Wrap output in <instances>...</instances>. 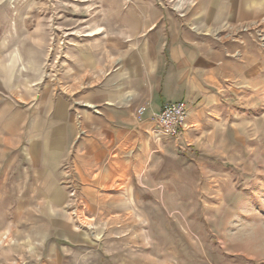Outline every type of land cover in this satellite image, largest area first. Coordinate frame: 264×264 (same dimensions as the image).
<instances>
[{
    "label": "rangeland",
    "instance_id": "374dc122",
    "mask_svg": "<svg viewBox=\"0 0 264 264\" xmlns=\"http://www.w3.org/2000/svg\"><path fill=\"white\" fill-rule=\"evenodd\" d=\"M0 264H264V0H0Z\"/></svg>",
    "mask_w": 264,
    "mask_h": 264
},
{
    "label": "built area",
    "instance_id": "2783aa9c",
    "mask_svg": "<svg viewBox=\"0 0 264 264\" xmlns=\"http://www.w3.org/2000/svg\"><path fill=\"white\" fill-rule=\"evenodd\" d=\"M144 108L139 109L142 114ZM159 130L166 134H175L177 130L186 129L189 118V106L185 100L163 104L160 112L154 114Z\"/></svg>",
    "mask_w": 264,
    "mask_h": 264
},
{
    "label": "crops",
    "instance_id": "0c3cea01",
    "mask_svg": "<svg viewBox=\"0 0 264 264\" xmlns=\"http://www.w3.org/2000/svg\"><path fill=\"white\" fill-rule=\"evenodd\" d=\"M198 44H197V47H195V48H193V46L191 47V46H188L187 47V50H185V54L186 55H191L192 56V54H195L196 55V57L199 59V60H201V62H202V64H205L206 62H207V60H212L213 62H217L218 61V58H221L222 56L220 55L221 54V50L215 45V44H213V43H209V42H197ZM175 51H177V50H175ZM175 51H173V56H175L174 54H175ZM185 59V58H184ZM225 61H227V60H225ZM228 62H229V60H228ZM186 63H190V62H188V61H186ZM202 66H205V65H202ZM222 68V67H221ZM170 86V84H168V87ZM185 86H186V84L185 83H183V89H185ZM161 89V88H160ZM188 89V88H187ZM189 90V89H188ZM159 92H160V90H159ZM183 93H184V91H182ZM190 93H188V95H189ZM181 96H183V95H181ZM180 94H179V92H178V95L175 97V98H163L165 101L166 100H173L174 99V101H176L177 99L179 100V99H181L180 97ZM161 99H162V97H160L159 96V94H157V96H156V99H155V102H158L159 104H161L162 102H160L161 101ZM92 105V104H91ZM95 106V105H94ZM163 106V105H162ZM107 111V110H106ZM108 113V112H107ZM115 113V112H114ZM191 117V116H190ZM190 117H189V119H190ZM96 118V120L97 121H100V122H102V123H106V125L107 126H111V127H113L114 129L116 128V127H118V131H119V133H121V132H124V128L122 127V126H120V125H118V123H120L121 122V118L120 119H114V120H117V122L115 123V122H112V124H111V122H109L108 120H107V118H108V116H107V114H105L104 115V117L103 118H100V116L98 117V115L95 117ZM189 121V120H188ZM115 123V124H114Z\"/></svg>",
    "mask_w": 264,
    "mask_h": 264
},
{
    "label": "bare ground",
    "instance_id": "6f19581e",
    "mask_svg": "<svg viewBox=\"0 0 264 264\" xmlns=\"http://www.w3.org/2000/svg\"><path fill=\"white\" fill-rule=\"evenodd\" d=\"M90 106H93V105L90 104Z\"/></svg>",
    "mask_w": 264,
    "mask_h": 264
}]
</instances>
